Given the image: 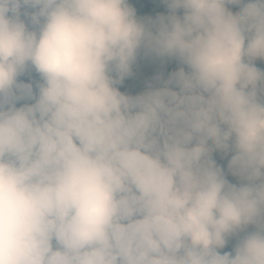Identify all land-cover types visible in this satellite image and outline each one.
<instances>
[{"label": "clouds", "instance_id": "obj_1", "mask_svg": "<svg viewBox=\"0 0 264 264\" xmlns=\"http://www.w3.org/2000/svg\"><path fill=\"white\" fill-rule=\"evenodd\" d=\"M161 3L0 0V264H264V0Z\"/></svg>", "mask_w": 264, "mask_h": 264}, {"label": "trees", "instance_id": "obj_2", "mask_svg": "<svg viewBox=\"0 0 264 264\" xmlns=\"http://www.w3.org/2000/svg\"><path fill=\"white\" fill-rule=\"evenodd\" d=\"M129 4L136 10L138 18H155L158 15H166L167 7L161 3V0H129ZM233 11L237 10V6H230ZM257 66L264 69V62L257 61ZM180 67L177 61L169 60L167 58L161 59L155 56H145L141 53L136 63L133 65V75L125 79L122 85L118 87L122 92L127 94L136 95L142 91H145L149 84L159 86L155 77L162 74L166 79L168 75L177 70ZM25 82H29V76L22 77ZM32 80L38 79L33 73L31 75ZM214 158L217 163L227 171L228 157L221 158V154L215 153ZM230 182L236 183V178L228 175L227 177ZM234 243V241H233ZM230 250V246L228 249Z\"/></svg>", "mask_w": 264, "mask_h": 264}]
</instances>
